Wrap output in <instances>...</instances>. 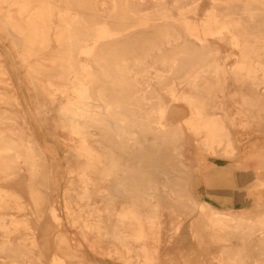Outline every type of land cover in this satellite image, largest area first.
Segmentation results:
<instances>
[{
	"label": "bare ground",
	"instance_id": "bare-ground-1",
	"mask_svg": "<svg viewBox=\"0 0 264 264\" xmlns=\"http://www.w3.org/2000/svg\"><path fill=\"white\" fill-rule=\"evenodd\" d=\"M199 1L0 0V41L20 60L26 90L47 97L35 115L52 112V132L68 144L72 236L54 242L64 252L49 264H264L261 199L252 209L225 200L216 209L194 194L198 185L233 186L238 167L253 171V189L263 187L264 148L244 155L231 129L264 126V0H212L192 20ZM5 59L0 49V254L12 252L2 264H44L49 227L40 245L14 243L9 235L29 228L3 212L40 219L46 206L58 222L46 194L56 153L29 125ZM173 106L184 108L182 119ZM233 106L242 110L229 113ZM189 218L215 251H187Z\"/></svg>",
	"mask_w": 264,
	"mask_h": 264
},
{
	"label": "rangeland",
	"instance_id": "rangeland-1",
	"mask_svg": "<svg viewBox=\"0 0 264 264\" xmlns=\"http://www.w3.org/2000/svg\"><path fill=\"white\" fill-rule=\"evenodd\" d=\"M212 0H200L197 6V9L195 11V15L189 14V18L192 20H198L200 21L204 17V13L207 11L206 9L211 6ZM0 47L3 49L2 52L5 55L6 58H8L11 63V73L10 76L12 79V82L16 84V91L17 95L19 96L21 102L24 103L27 113L29 115L28 122L29 125L32 127V129L35 130L36 136H38L39 140L42 142V144L48 143V146L51 148L52 151L56 153L54 155V165L55 167L51 169L52 172H50V185L49 190L46 191V194L48 195V204L47 207H53L56 211V215L58 216V222L52 221L48 217L47 208L45 206V213L43 214V217L40 219L30 218L28 210H6L3 212V215L9 221L11 218H17V220H22L26 222L27 227L29 230H19L15 233H12L9 235V239L11 241H14V243H21L26 244L28 242H31V240H27L30 237H33L34 240L37 239V241L40 242L42 239L41 236V230L44 226H48L49 230L47 232V241L46 245L43 247V252L45 253V256L43 258L44 264H49L48 259H50V256L54 253L64 252V249L58 251L54 247V242L58 240V238L63 237L66 239L67 237L72 236L71 234V228L68 223L67 213H66V205L64 201V196H66V163L68 160V156L65 155V151L68 149V144L66 142V145L62 141L64 138V135L60 132L59 129L54 130L52 132L53 127L56 125V122L54 119V114L48 113V115H43L42 120L37 118L35 115V108L38 106L41 102L43 104L44 98L47 99V97H44L42 94H37L38 99H34V96H36L32 92H28L27 86H25L26 81L24 79V69L23 66L18 58H16V54L13 52V50L9 47L8 42L0 41ZM222 51L226 54L230 51L234 52V50H230L228 46H222ZM8 54V55H7ZM4 58H1V61H3ZM235 61V57H228L226 60V64L229 66ZM9 63V64H10ZM30 95V96H29ZM33 98V99H32ZM33 101V102H32ZM32 102V103H31ZM47 103V101H45ZM50 110L53 109V106H48ZM229 113H234L236 110H242L239 106H233L229 108ZM172 112L170 115L175 118L176 120H180L185 116L184 108L173 106L171 108ZM171 117V118H172ZM245 127H239V124L233 129H231V133L234 139H238L240 141V151L241 153H244V155L247 154V152L252 148H264V126H258L254 123L250 124L248 128V132H244ZM61 143V145L59 143ZM57 145V146H56ZM261 148V149H262ZM216 162L215 165L218 166H227L230 164L227 160L220 157L214 158ZM236 162H240L239 158ZM264 181V173L259 175ZM232 179H233V186L228 188H219V187H209V186H196L194 188V194L198 197V199L206 204H209L211 207L220 209V205L218 201L225 200L227 204H229L230 208L233 210H241V209H252L254 206V202L261 199L262 206L264 205V184L263 187L260 189L259 187L253 189L252 187H255L257 184V180L255 177V174H253V171L251 169H244L242 167H238L233 173H232ZM4 187H10L14 185L13 183H5L2 184ZM22 194V193H21ZM25 196V202H27V196ZM24 202V203H25ZM28 203V202H27ZM74 207V206H73ZM264 207V206H263ZM75 209V208H73ZM264 210V208H263ZM2 213V212H0ZM28 218V221H27ZM182 229L181 232H183L185 236V246L189 247L186 248L189 253H194L196 255L200 254H206L209 251H215L216 247L211 244L206 235L201 236L198 235L196 237L195 234L191 233L192 229V223L194 224V219H187L182 222ZM169 227H167L168 230ZM28 233V235H27ZM167 234V232H166ZM1 237V236H0ZM46 238V236H45ZM1 239V238H0ZM199 239V240H198ZM204 244L205 248H202L200 244ZM252 244L254 241L251 242ZM201 247V248H200ZM181 249V248H180ZM185 250V249H184ZM38 251L32 250L30 251L31 256H35ZM255 252V251H254ZM11 251L6 250L3 253L0 254V264L2 262L8 261L11 258ZM256 253V252H255ZM65 264H67L65 262Z\"/></svg>",
	"mask_w": 264,
	"mask_h": 264
},
{
	"label": "crops",
	"instance_id": "crops-1",
	"mask_svg": "<svg viewBox=\"0 0 264 264\" xmlns=\"http://www.w3.org/2000/svg\"><path fill=\"white\" fill-rule=\"evenodd\" d=\"M1 50H3L1 47H0ZM5 60H9L8 58H6Z\"/></svg>",
	"mask_w": 264,
	"mask_h": 264
}]
</instances>
